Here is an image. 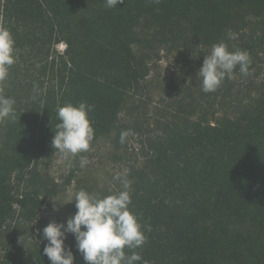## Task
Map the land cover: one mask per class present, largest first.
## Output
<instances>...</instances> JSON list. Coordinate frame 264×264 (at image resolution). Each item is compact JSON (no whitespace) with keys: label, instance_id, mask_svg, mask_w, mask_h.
I'll use <instances>...</instances> for the list:
<instances>
[{"label":"trees","instance_id":"trees-1","mask_svg":"<svg viewBox=\"0 0 264 264\" xmlns=\"http://www.w3.org/2000/svg\"><path fill=\"white\" fill-rule=\"evenodd\" d=\"M0 28L16 56L0 83L16 101L15 119L0 120V264H14L3 251L7 223L18 216L33 232L47 199L75 177L60 183L39 161L54 154L58 108L80 102L94 105L93 141L124 128L140 138L130 208L151 230L137 264H264V0H125L115 9L105 0H0ZM221 41L248 52L249 74L237 69L211 93L188 83L155 118L156 132L146 128L147 49L202 67ZM65 243L85 264L74 236ZM46 245L16 264H51Z\"/></svg>","mask_w":264,"mask_h":264},{"label":"clouds","instance_id":"clouds-1","mask_svg":"<svg viewBox=\"0 0 264 264\" xmlns=\"http://www.w3.org/2000/svg\"><path fill=\"white\" fill-rule=\"evenodd\" d=\"M124 2L125 0H105V7L115 9ZM155 2L159 3V0ZM237 38L238 34L229 30L228 39ZM15 60V39L8 29L0 28V83L7 81L9 69ZM250 64L247 51L229 50L227 43L221 41L213 44L210 52L204 55L203 65L197 72V81L204 93L215 92L225 79L234 78L237 69L241 75L247 76ZM33 91L40 94L44 90L34 84ZM15 104L13 97L0 92V120L15 119ZM93 109L94 105L86 102L78 105L68 103L58 108L59 123L51 140L54 153L59 152L65 159H71L90 150L95 137L89 116ZM128 135V131L121 133L122 144ZM86 164V157L81 155L80 167L84 168ZM114 179L120 182L121 190L99 197L93 192L81 189L69 202H75L77 211L67 219L66 224L53 221L43 228L42 237L47 241L43 254L51 264H74L75 256L65 243L68 234L74 236L76 249L85 264H137L143 260L137 249L146 244L145 231H150L151 228L149 225H142L130 208L131 181L119 173ZM52 201L53 210L58 211V202L53 199ZM32 239L31 234H26L19 237L18 243L27 249Z\"/></svg>","mask_w":264,"mask_h":264},{"label":"rangeland","instance_id":"rangeland-1","mask_svg":"<svg viewBox=\"0 0 264 264\" xmlns=\"http://www.w3.org/2000/svg\"><path fill=\"white\" fill-rule=\"evenodd\" d=\"M60 52L66 48L64 44L58 47ZM151 72L147 79L148 97H146V107L140 111L143 113L141 121L147 125L146 128L156 132L154 121L159 117L173 99L183 95V88L188 83L197 80V72L201 68L199 63L189 66L185 62L181 53L169 51L156 44L147 49ZM192 75L189 76L188 73ZM149 98V99H148ZM137 105V104H136ZM129 132L125 142H120V135L114 132L109 136H104L96 141H92L90 150L81 153L75 158L65 159L59 152H56L48 159H40L41 169L47 172L58 182H64L66 176L72 172L75 177L71 185L67 186L57 196L53 197L57 201L58 211L53 210L52 199H47L39 212L37 220L33 223L34 231L31 232L29 226L16 216L13 221L6 225L3 237V251L13 259L14 264L25 261V257L32 252L36 243H45L47 241L42 237V230L50 222L65 223L77 211L73 200L75 194L86 189L95 193L99 197L114 194L121 190V184L114 176L119 173L130 180V175L138 168L143 161V151L141 141L137 133ZM87 159L84 168L80 167V156ZM59 203L61 205H59ZM26 234L33 237L31 243L25 249L18 243V239Z\"/></svg>","mask_w":264,"mask_h":264}]
</instances>
